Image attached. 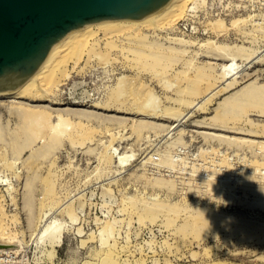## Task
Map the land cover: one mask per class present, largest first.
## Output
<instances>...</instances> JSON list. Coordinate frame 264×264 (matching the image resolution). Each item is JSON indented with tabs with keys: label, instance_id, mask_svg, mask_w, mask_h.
<instances>
[{
	"label": "rangeland",
	"instance_id": "374dc122",
	"mask_svg": "<svg viewBox=\"0 0 264 264\" xmlns=\"http://www.w3.org/2000/svg\"><path fill=\"white\" fill-rule=\"evenodd\" d=\"M194 6L172 30L149 32L148 39L174 47L173 60L152 65L119 50L123 35L102 36L94 52L68 60V75L48 99H19L52 111L53 123L62 117L50 131L63 140L52 143L44 126L45 138L39 128L29 143L23 135L17 139L18 118L0 106V224L20 239L17 250L0 252V264H264V220L254 217L264 213L246 204L255 196L207 185L222 175L239 181L252 170L249 156H257L246 138L264 140L245 134L264 128V114L251 106L223 110L224 100L246 83L264 84V0H196ZM168 36L195 43L180 46ZM209 40L253 51L243 62L236 57L242 64L236 85L223 88L230 78L220 76L224 61L215 58L217 49L199 47ZM210 84L215 88L206 90ZM74 132L81 140L69 137ZM209 207L214 220L192 224V216ZM50 220L61 223L59 245L38 240Z\"/></svg>",
	"mask_w": 264,
	"mask_h": 264
},
{
	"label": "bare ground",
	"instance_id": "6f19581e",
	"mask_svg": "<svg viewBox=\"0 0 264 264\" xmlns=\"http://www.w3.org/2000/svg\"><path fill=\"white\" fill-rule=\"evenodd\" d=\"M190 3H193V5L189 6ZM194 3H196V0H169V2L167 4H165L163 7L156 10L155 12L145 16L142 19H134V20L104 19V20H99V21H95V22H89V23L84 24L82 27L72 29L71 31L66 33L64 36H62L60 39H58L51 46L46 58L41 63V65L38 67V69L30 77H28L19 87H17L14 91H0V97L6 99L5 103H1V101H0V106L2 107V109L6 110V112H8V114L14 115L18 118L16 128L15 127H14L15 129L12 128V131H15L13 133H16V135H17L16 138L18 139V137L20 135L21 136L23 135L24 138L23 137L22 138L24 140H22V139L21 140L24 142L28 141L27 143H29L28 139H30V137L33 138L32 136L38 132L39 128L44 126V127L48 128L47 130H49L50 135L47 132H45V133H47L49 135V137H50L49 139H51L52 143L58 142L62 139L61 134H59L58 132L51 133L52 131H50L51 129H54L57 125H59V123L62 121V117H59V120L57 123H53L51 120L52 119L51 118L52 117V115H51L52 111L49 112L47 110H44L42 107H41L42 108L41 109L38 106H27L26 104L23 105L21 103V101L26 102V100L28 98H31V99L34 98V100L35 99H38V100L42 99L43 100L46 98V95H47V99H48V94H49V91L51 90L52 86L55 85V83L57 84L63 80V79L61 80L60 77L63 78L64 76L68 75V71L66 72V66H67V64H69L68 60L70 58L72 59L74 57H75V59L77 58V60H78L79 57H77V56L79 54H81L83 51H86L87 54L91 53L92 51L94 52L93 49L95 47H97L98 45H100V41H101L102 36H104V37L106 36V37L110 38V37H113L116 35H118V36L123 35V40L126 39L127 42H123V40H122V42L120 43L121 39L120 40L118 39L119 44H117V45L114 44V45L120 47L119 48L120 51H126V48H127L128 52L130 51V53H131V51H132V53L134 54L135 57H137L139 59H144V61L149 59V60H151L152 65H154V63H155V66H157L156 64L160 63L162 61V59L164 60V58H166V57L172 56V57L176 58L175 57L176 51H174V52L169 51V49H172L174 47H165V46H163L164 44L162 45V43L157 41L156 39L155 40L148 39L150 37L149 32H152V33H154V35H157V34L161 33V31L166 30L167 28L170 29L177 22V20L182 16V14L184 13L186 8H189V10H190V8L195 7ZM191 10H193V9H191ZM217 21H218L217 24H220V26L224 24V23L221 24L222 20H217ZM258 23L259 22H256V24H258ZM256 24L254 23L255 26H257ZM214 25H216V24H214ZM257 27L259 28L261 26L258 25ZM218 28H219V30L221 29L220 31L223 30V28H220L219 26H218ZM218 28L216 25V30ZM171 30H172V28H171ZM224 30H225V27H224ZM259 31H260V28H259ZM261 31H263V29ZM152 33H150V34H152ZM166 34H168V33L166 32ZM153 37H155V36H153ZM166 38H167V36H166ZM168 39L173 40L174 43H177L180 46H187L190 43H192V44L195 43L192 40H187L185 38H182L181 36H178V37L168 36ZM112 41H113V39H112ZM112 41H106L105 40V42L107 44H111ZM206 44H208V45L211 44L212 47L217 49L215 51L211 50V51L216 52V53H213L214 55H217L218 58L214 56L216 59H221V61H224V64H222V71L220 72V74H221L220 76H222V79L223 78L224 79L230 78V81H228V83L225 86H223V88L225 89L227 87H231L233 85H236L237 82H239L238 77L240 78V75L237 76V73L242 70V64L235 62L236 57H237V60H239V58H241V60L243 62L244 60H246V58L249 57V55L252 54L253 51L247 52L246 51L247 49L244 48L242 45L241 46L240 45H234V44L233 45H227V43L226 44L225 43L224 44H216L212 40H209V41L204 42V43L201 42L199 44V47H200V45L203 46ZM111 45L114 48L113 44H111ZM107 47H109V46H107ZM105 48L103 50H106V49L108 50V48H106V49ZM203 48H204V46H203ZM114 49H117V47ZM109 50H112V48ZM109 50L107 52H109ZM209 51H210V48H209ZM120 53H122V52H120ZM127 54H129V53H127ZM127 54H126V57H128ZM79 56L82 57L83 54H82V56L81 55H79ZM100 56L102 57V55H100ZM210 56H211V54H210ZM89 57H90V55H89ZM103 57H106L105 54ZM75 59H73V60H75ZM77 60H75V61L77 62ZM172 60H173V58H172ZM75 61H74V65H72L74 67L76 65ZM162 62L165 63V60ZM171 62H173V61H171ZM163 64H161V65H163ZM164 65H166V64H164ZM197 71H199V70H197ZM203 74H205V73H203ZM203 74L201 75V77L204 76ZM198 76H199V73H198ZM65 78H68V77H65ZM240 79H242V78H240ZM257 79H258V77H257ZM257 81L254 80L253 82L246 83L241 88V90L238 91L237 94H232L231 96H228L224 100L223 107L225 109H223V110H228V111L230 110L232 112V111H236L238 108H243L244 106H251L252 108L254 107L253 108L254 111H257V112H260L261 114H264V84H262V83L259 84V82H257ZM141 84L143 85L142 87L147 86V84L145 82H141ZM215 86L216 85L210 84L208 86V88H206V90L211 88V89H209V91H211L215 88ZM147 90H146V92H148L149 94L152 93V92H150L152 90H150V89H149V91H147ZM148 93H147V95H148ZM113 94H114V97L116 98L117 96H115V95H117L118 93H113ZM114 97H113V100H114ZM118 97H119V94H118ZM127 97H128V95H127ZM20 98H27V99L20 101L19 100ZM127 99H125V100H127ZM123 100H121V101H123ZM187 102L189 104H192L191 101H187ZM102 108H105V107L102 106ZM144 109H145V107H144ZM147 109H149V108H147ZM58 113H61V112L58 111ZM143 113L146 114L145 112H142V114ZM221 114L222 113H220V112L218 113L219 116H221ZM1 124H2V122H1ZM1 124H0V133L2 132V129H3V124L2 125ZM7 124L9 125V123H7ZM251 124L253 126V122H251ZM255 125H258V124H255ZM262 127H264V126L262 125ZM41 130L42 129L40 128L39 133L41 132ZM44 130H45V128H44ZM44 130H43V132H44ZM12 131L10 133H12ZM90 131H88V132H90ZM45 133H43V135ZM78 134L79 133H77V132L76 133L74 132L73 134L70 133V135L68 133L70 138H72V137L75 138V136L77 137ZM84 134H86V132H84ZM84 134L82 132L83 136H87ZM245 134L252 135L255 137L256 136H263L264 137V128L257 129V127H250V129H248ZM40 135L43 138L46 134L43 136L40 133ZM40 135H38V136L41 138ZM82 135L78 136V137H80V140H81ZM88 135H89V133H88ZM38 136H36V137H38ZM78 137H77L76 141H78ZM87 137H90V136H87ZM34 139H36L35 136H34ZM243 139L245 140V138H243ZM253 139L250 140V138L249 139L246 138V140H245L247 143L249 142L248 144H251V146L256 147V148H254V147H252V148L255 149L254 151H256V152L254 155H257V156L256 157L249 156L250 159H251V157L253 159L252 163H251V168L249 169V170L252 169L251 171H247V172L245 171L243 176H242V172L240 173L238 171L241 174L242 178L240 177L241 179L239 181H237L235 178V180L237 182H234V183H230V181L228 180L230 175H228L229 177L228 176L226 177L224 175V179H221L223 177V175H222V177H220V176H219L220 178L218 177L221 180L218 179L215 182L214 181H208V184H207V182H206V184L208 185V187L211 186L210 187L211 190L227 189V193L228 192L230 193L232 191H234L235 193L236 192H242L244 194V196H248V197L250 196V194H253L255 196V198L251 199L252 197H250L249 201L246 200V204H248L250 206V208H252L253 211H256L258 209V211L264 213V171H263V169H264V140L263 139L262 140H256V139L253 140ZM19 140H20V138H19ZM240 140H242V139L240 138ZM72 141H74V140H72ZM48 142H50V141L48 140ZM260 145H262L263 147H261ZM250 153H252V151ZM251 155H253V154H251ZM247 167H249V166H247ZM199 172H201V170L198 171V173ZM234 172H237V171H234ZM231 173H229V174H231ZM245 173H246V175H245ZM190 174H193V173H190ZM214 174H215V172H214ZM214 174H212V175L209 174V175L213 177ZM194 175H196V174H194ZM194 175L192 177H194ZM204 175H202V179H203ZM206 175H208V174H206ZM232 175L235 176V174H232ZM232 177H231V179H232ZM237 177H239V176L237 175ZM207 178H209V177H207ZM204 179H205V176H204ZM237 189H240V191ZM225 192H226V190H225ZM223 193H224V191H223ZM241 198H239V199L242 200ZM243 199H245V197ZM246 199H249V198H246ZM258 200L261 202H259ZM155 203H156V201H155ZM158 203H157V205L155 204V207L159 205ZM152 204H154V202L151 203L150 205H152ZM160 204H162V202H160ZM161 206H162L161 209H163V205H161ZM161 206H159V207H161ZM177 207L179 209V206H177ZM152 208L154 209V205H153V207L152 206L150 207V209H152ZM156 208H158V207H156ZM172 208H174V207H172ZM159 210H160V208H159ZM181 210H183V209H181ZM155 211H157V210H155ZM171 211H174L173 213H175L176 216H177V213L179 212V210L175 211L172 209H171ZM214 211L215 210L212 207L199 210L194 216H192V224H206V223L212 222L214 219L211 217V214H213ZM181 213H182V211H181ZM257 213H259V212H257ZM254 217L257 218L258 220H260L261 222L264 220V216H261L259 214L257 216H254ZM61 232H62L61 223H58L56 220H50L46 224H44L43 227L38 231V233H37L38 234V240H39V242H42L43 240L49 239L52 242V244L54 245L55 243H58L60 241ZM16 234L17 233L14 234V232L8 231L7 227L0 224V252L8 251L9 249L10 250L13 249L15 251V250H17V248H19L20 239L17 237ZM58 245H59V243H58Z\"/></svg>",
	"mask_w": 264,
	"mask_h": 264
},
{
	"label": "water",
	"instance_id": "95a60500",
	"mask_svg": "<svg viewBox=\"0 0 264 264\" xmlns=\"http://www.w3.org/2000/svg\"><path fill=\"white\" fill-rule=\"evenodd\" d=\"M169 0H0V91H14L72 29L104 19H142Z\"/></svg>",
	"mask_w": 264,
	"mask_h": 264
}]
</instances>
